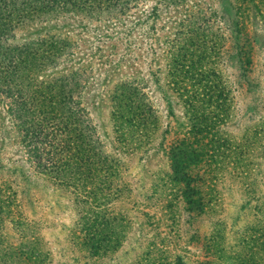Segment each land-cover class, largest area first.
Listing matches in <instances>:
<instances>
[{"label": "rangeland", "instance_id": "374dc122", "mask_svg": "<svg viewBox=\"0 0 264 264\" xmlns=\"http://www.w3.org/2000/svg\"><path fill=\"white\" fill-rule=\"evenodd\" d=\"M58 4L0 34V264H264V0Z\"/></svg>", "mask_w": 264, "mask_h": 264}, {"label": "trees", "instance_id": "16d2710c", "mask_svg": "<svg viewBox=\"0 0 264 264\" xmlns=\"http://www.w3.org/2000/svg\"><path fill=\"white\" fill-rule=\"evenodd\" d=\"M129 0H0V34L6 30L24 25L29 18H38L42 14L52 13L55 4L59 3L61 9L66 6L76 10L92 9L98 5H121ZM44 40L40 39L38 44L43 47ZM36 49V48H35ZM37 50V49H36ZM31 50L33 54L42 53V50ZM7 65L0 61L1 77L7 75ZM38 91L33 90V94Z\"/></svg>", "mask_w": 264, "mask_h": 264}]
</instances>
